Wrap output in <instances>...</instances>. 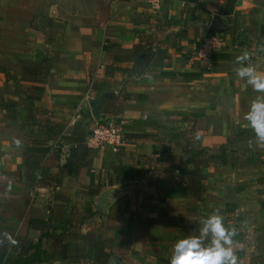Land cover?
Here are the masks:
<instances>
[{"label": "crops", "instance_id": "1", "mask_svg": "<svg viewBox=\"0 0 264 264\" xmlns=\"http://www.w3.org/2000/svg\"><path fill=\"white\" fill-rule=\"evenodd\" d=\"M160 1L154 13L114 0L106 21H68L59 38L53 25L0 40V264H97L96 246L108 263L170 264L212 214L235 231L236 264H264V145L244 119L264 92L236 73L264 76V0H236L232 15L226 0ZM255 8L261 24L245 30ZM205 13L226 35L206 54ZM104 95L101 120L121 126L122 146L72 149Z\"/></svg>", "mask_w": 264, "mask_h": 264}, {"label": "rangeland", "instance_id": "2", "mask_svg": "<svg viewBox=\"0 0 264 264\" xmlns=\"http://www.w3.org/2000/svg\"><path fill=\"white\" fill-rule=\"evenodd\" d=\"M114 0H0V40L7 34L23 32L24 29H50L54 25L55 36L59 38L68 21L78 20L82 24H100L110 17V3ZM203 10V8H201ZM252 10V11H251ZM241 24L247 30L251 25V16L259 27L260 11L251 9ZM79 11L80 18L74 14ZM260 12V13H259ZM210 14H200L202 28L208 29ZM263 26V25H262ZM52 36V31L48 32ZM248 33V31H247ZM47 36V37H48ZM241 41H249V36L242 35ZM251 41V39H250ZM2 45V43H1Z\"/></svg>", "mask_w": 264, "mask_h": 264}, {"label": "clouds", "instance_id": "3", "mask_svg": "<svg viewBox=\"0 0 264 264\" xmlns=\"http://www.w3.org/2000/svg\"><path fill=\"white\" fill-rule=\"evenodd\" d=\"M244 57H238V62ZM237 76L246 78L254 90L264 92V76L258 75L255 68L242 66L236 69ZM258 144L264 145V98L254 100L244 115ZM201 236H188L178 240L173 247L170 264H236V256L231 247L233 229L224 226L218 214L209 215L203 222ZM207 244L203 238H209Z\"/></svg>", "mask_w": 264, "mask_h": 264}, {"label": "built area", "instance_id": "4", "mask_svg": "<svg viewBox=\"0 0 264 264\" xmlns=\"http://www.w3.org/2000/svg\"><path fill=\"white\" fill-rule=\"evenodd\" d=\"M150 5V10L154 13H159L162 9L160 0H147ZM226 35L216 33L206 36L202 42L201 51L208 52L218 50L225 46ZM124 132L121 126L115 122L110 121H96V125L91 130L86 139V145L91 149L109 147L113 151L118 152L124 142ZM236 216L238 211H236Z\"/></svg>", "mask_w": 264, "mask_h": 264}, {"label": "water", "instance_id": "5", "mask_svg": "<svg viewBox=\"0 0 264 264\" xmlns=\"http://www.w3.org/2000/svg\"><path fill=\"white\" fill-rule=\"evenodd\" d=\"M220 32H221V19L218 17H215L207 30V36L220 33ZM154 56H155L154 53H150L149 57L147 58L140 57L136 59L137 69H138L139 74L142 73L143 69L147 67L148 61H150ZM109 99H111L110 95H104L99 98H95V99L93 98L89 101L92 115L96 121L101 120V110L103 108L104 103ZM108 264H122V263L120 260L114 257Z\"/></svg>", "mask_w": 264, "mask_h": 264}, {"label": "trees", "instance_id": "6", "mask_svg": "<svg viewBox=\"0 0 264 264\" xmlns=\"http://www.w3.org/2000/svg\"><path fill=\"white\" fill-rule=\"evenodd\" d=\"M235 3L236 0H226L225 2V8H224V12L226 15H232L234 12V8H235ZM220 57V56H219ZM0 71L4 72V69L0 68ZM69 142H72L71 144V148H78L83 147L85 148L84 150V154H88L89 152H91V149H89L86 145L85 139L81 138V139H75V138H67ZM250 139V138H249ZM230 144L225 145V146H221L220 150H224L227 149L229 147ZM72 165V160L69 159V161H67L66 165L63 167L64 170H66L68 173L72 174V173H76L77 171L73 172L69 170V167ZM128 206V205H127ZM99 246H96L95 248V253L93 254V258L91 259V261L97 263V264H107L110 256L107 254H103V257H100V254L98 253ZM4 256V254H3Z\"/></svg>", "mask_w": 264, "mask_h": 264}]
</instances>
